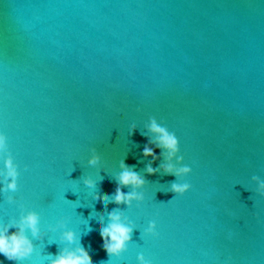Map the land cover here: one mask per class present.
<instances>
[{
  "label": "water",
  "instance_id": "obj_1",
  "mask_svg": "<svg viewBox=\"0 0 264 264\" xmlns=\"http://www.w3.org/2000/svg\"><path fill=\"white\" fill-rule=\"evenodd\" d=\"M150 117L192 169L182 198L169 201L175 177L144 171ZM0 133V231L35 212L43 237L26 231L31 257L0 264L78 247L93 264H264V0H0ZM121 159L148 182L120 206L132 241L109 259L100 220L116 205L93 195L114 192Z\"/></svg>",
  "mask_w": 264,
  "mask_h": 264
},
{
  "label": "clouds",
  "instance_id": "obj_2",
  "mask_svg": "<svg viewBox=\"0 0 264 264\" xmlns=\"http://www.w3.org/2000/svg\"><path fill=\"white\" fill-rule=\"evenodd\" d=\"M148 131L152 134L148 138V144L143 149V158L148 160L151 158V163L145 166V173L148 176L157 175L158 172L164 176H173L175 179L170 181V193L172 198H182L192 189V185L185 182V178L192 174L191 167L184 165V157L180 154V143L175 133L169 131L166 126L158 123L155 117H150L148 121ZM135 125L132 126V131H135ZM142 135H144L142 133ZM6 136L0 133V149L5 146ZM154 146V147H153ZM155 149L160 150L158 156ZM91 157L88 159V165L96 167L101 160L95 148L91 149ZM160 162L158 167H153V163ZM7 169L6 181L11 178V183L6 184L4 191H16V179L18 172L12 159L5 161ZM119 173L113 176L115 182L114 192L111 194H101L97 192L93 195V199L107 206L109 202L114 203L116 208L108 212V219L105 221L103 217L100 220V235L103 240V249L109 259L116 257L120 258L121 254L127 251V245L132 241L133 228L122 222L121 216L117 214L121 205L130 208L133 201L143 202V189L148 182L145 177L141 176L134 170V166H129L124 159L119 162ZM103 179H101L102 181ZM179 181V182H178ZM84 185L89 189L96 188V181L92 179H84ZM131 189L125 193L123 189ZM258 194L264 196V182L259 184ZM40 217L37 213L31 212L27 216L21 218L18 226V231L8 234V228L0 231V255H3L10 261H23L31 257L34 246L26 231H30L32 237L43 239L39 235ZM63 226V225H61ZM146 235L152 238H158L157 224L155 220L149 223ZM63 239L69 243L76 242V235L73 231L63 233ZM231 258H229L230 260ZM138 264H150L143 254L137 257ZM51 264H93L92 258L88 251L83 247H78L74 251L62 250L59 254L51 259Z\"/></svg>",
  "mask_w": 264,
  "mask_h": 264
}]
</instances>
